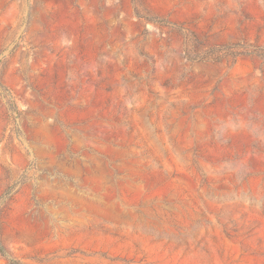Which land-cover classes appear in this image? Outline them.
<instances>
[{
    "label": "rangeland",
    "instance_id": "obj_1",
    "mask_svg": "<svg viewBox=\"0 0 264 264\" xmlns=\"http://www.w3.org/2000/svg\"><path fill=\"white\" fill-rule=\"evenodd\" d=\"M0 264H264V0H0Z\"/></svg>",
    "mask_w": 264,
    "mask_h": 264
},
{
    "label": "trees",
    "instance_id": "obj_2",
    "mask_svg": "<svg viewBox=\"0 0 264 264\" xmlns=\"http://www.w3.org/2000/svg\"><path fill=\"white\" fill-rule=\"evenodd\" d=\"M0 250H4L2 244L0 243Z\"/></svg>",
    "mask_w": 264,
    "mask_h": 264
}]
</instances>
